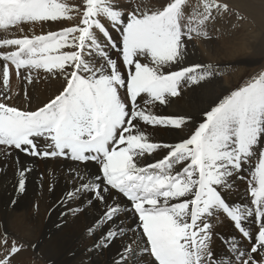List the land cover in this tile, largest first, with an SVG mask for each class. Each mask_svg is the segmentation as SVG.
<instances>
[{
  "label": "snow or ice",
  "instance_id": "1",
  "mask_svg": "<svg viewBox=\"0 0 264 264\" xmlns=\"http://www.w3.org/2000/svg\"><path fill=\"white\" fill-rule=\"evenodd\" d=\"M220 10L227 12L228 6L217 0H165L159 10L125 16L115 0H79L78 5L65 0H0L3 31L70 20L75 18L72 13L79 17L78 24L59 31L0 38V50L7 49L0 51L5 89L10 66L17 77L25 70L29 83L32 73L40 70L65 81L63 91L35 111L0 102V155L11 156L15 150L85 167L88 162L99 165V174L87 180L74 173L81 183L69 195L86 193L89 203L104 206L100 247L127 232L145 238L142 248L136 239L126 244L117 264H139L142 253L154 264H264V74L224 97L179 142H153L141 127L183 131L189 118L159 115L154 109L214 74L211 65H181L186 40L204 34L202 28ZM257 148L258 162L243 177ZM159 149L168 150L163 159L142 163ZM18 171L22 193L29 169ZM234 177L247 179V202L230 203L226 198L235 187ZM128 212L138 227L123 225ZM222 215L241 236L225 237L221 243L226 254L216 255L212 241L220 236L213 231L214 220ZM250 220L257 225L255 231L246 226ZM19 250L13 242L0 264H9Z\"/></svg>",
  "mask_w": 264,
  "mask_h": 264
},
{
  "label": "bare ground",
  "instance_id": "2",
  "mask_svg": "<svg viewBox=\"0 0 264 264\" xmlns=\"http://www.w3.org/2000/svg\"><path fill=\"white\" fill-rule=\"evenodd\" d=\"M65 2L70 5L79 4V0H65ZM199 2L200 0H192L193 4ZM164 3L165 0H115L116 6L125 16L133 11L159 10ZM72 15L75 18L62 22H46L43 25L22 24L8 31L2 30L0 38H21L25 35L31 37L75 26L79 23V17H76L75 13ZM254 21L262 27L264 13L261 11ZM104 23L111 30L110 22L105 19ZM249 24L251 25L250 22L243 23L240 30H229L231 26L216 24L213 18L202 28L204 34L194 33L191 40H186L185 61L181 66L211 65L214 72L216 67L224 66L229 69V59H236L243 51L241 40H245L255 31L254 29L250 35L239 36L242 34L240 31L247 29ZM218 26L224 34L227 31L230 33L231 40L223 42L215 40L214 30ZM112 35L119 39L117 33L112 32ZM112 55L118 59L117 53L113 52ZM119 67L123 72V65L120 64ZM173 70H176L175 67ZM21 73L22 75L17 77L16 70L10 66V80L5 89L2 83V69H0V92H3L0 102L21 110L35 111L54 99L65 87V81L59 74L52 76L40 70L32 73V82L29 83L24 78L28 73L25 70H21ZM216 73L221 74L222 70H217ZM214 74L197 85L183 88L181 94L170 98L166 105L156 106L154 111L159 115L183 116L189 119L183 131L166 127L152 128L141 124V127L148 131L153 142L174 144L189 136L199 123L203 122L205 109L210 111L215 106L212 98L214 96H217V99L221 98L226 84L229 83L228 79L223 78L212 82ZM213 85L217 86V94L212 89ZM121 91L123 95V90ZM263 146L264 143L261 144V147ZM167 151V149H159L151 156H146L142 163L149 164L163 159ZM255 151L256 155L251 158V163L245 166L243 177H247L249 169L258 162L260 149L257 148ZM23 168L29 171L24 176L25 190L21 193L17 188V182L21 178L18 170ZM74 173L83 175L84 180H87L89 176L99 174V165L87 163L85 167L59 157L36 159L15 150L11 156L0 155V236H5L7 233V237L16 238L21 243L19 247L18 242L15 241V245L20 249L15 259L32 257L33 261L40 259L44 264H117L121 250L132 239H136L141 248L145 246V238L133 232H127L108 247L99 246L98 238L102 234L103 225L101 217L105 208L95 201L89 203L86 193L69 195L81 183L80 179H74ZM233 179L235 187L230 193H226V198L230 203L247 202L250 199L247 179H235V177ZM121 202L124 205L128 204L123 198ZM123 225L126 228L136 225L132 212L127 213ZM214 225L213 231L219 234L220 238H213L212 248L216 255L226 254L225 245L221 241L225 237H240L241 234L226 216L222 215L219 220H214ZM246 226L253 231L256 229L255 223L251 220ZM241 239L245 247H251L247 239ZM101 251H104V254ZM138 260L139 264H154L151 256L146 253H142Z\"/></svg>",
  "mask_w": 264,
  "mask_h": 264
},
{
  "label": "rangeland",
  "instance_id": "3",
  "mask_svg": "<svg viewBox=\"0 0 264 264\" xmlns=\"http://www.w3.org/2000/svg\"><path fill=\"white\" fill-rule=\"evenodd\" d=\"M217 3L227 4L228 11L223 10L215 11L214 18L216 24L222 26H231L229 30H240V27L243 23L250 22L248 28L240 31L241 35H250L251 32L255 31L241 40L243 44V51L240 55L233 60L229 59L230 67L221 66L216 67L214 77L212 82L218 80L219 78L228 79L229 83L226 84L225 89L221 95V98L217 99V96H214L213 103L216 106L224 97L228 96L232 91H235L246 84H248L254 77L264 74V25L261 27L258 23L254 21V18L262 11L264 13V1L263 0H217ZM263 15V14H262ZM261 15V16H262ZM230 33L227 31L225 34L221 30L220 26L215 27L214 38L216 41L223 42L229 41ZM235 61V62H233ZM217 63V62H216ZM217 70H222L221 74H217ZM241 71L240 73H238ZM231 85V86H230ZM212 89L217 94V86H212ZM208 110L205 109L203 113V119H205V113ZM199 123V122H197ZM264 147V146H263ZM39 159V158H36ZM51 159V158H50ZM62 159V158H61ZM19 241L16 238L0 236V260L9 256L13 242ZM17 246H21V243L18 242ZM102 249V248H101ZM100 249V250H101ZM104 254V251H101ZM16 255H19L18 252L15 255H12L9 264H44L40 259L32 260V257L15 259Z\"/></svg>",
  "mask_w": 264,
  "mask_h": 264
}]
</instances>
